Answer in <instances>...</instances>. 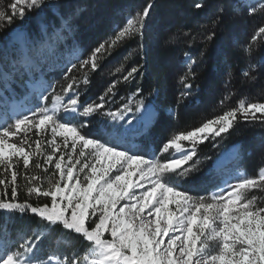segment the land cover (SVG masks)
Wrapping results in <instances>:
<instances>
[{"label":"snow or ice","instance_id":"6c2138e0","mask_svg":"<svg viewBox=\"0 0 264 264\" xmlns=\"http://www.w3.org/2000/svg\"><path fill=\"white\" fill-rule=\"evenodd\" d=\"M193 7L199 11L206 4L196 0ZM153 9L149 0L130 10L86 55L74 47L61 69V80L41 81L35 94L17 100L7 81L0 87V186L5 190L0 194V211L30 213L48 231L62 228L88 245L83 254L74 250L62 257L43 256L44 229L13 238L5 226L0 228V264H264V200L253 194L264 193V167L254 176L230 173L214 185L215 191H193L201 168L197 146L222 139L241 121L264 124V102L240 99L235 107L198 127L175 132L159 143L153 138L155 147L149 152L135 142L136 137L153 136L146 120L148 105L135 99L139 88L116 110L106 105L115 95L117 80L97 101H81L82 88L90 84V75L100 68L104 55L137 38L143 48ZM29 13L37 19L38 36L30 45L16 48L13 33H20L12 25L19 21L18 27L22 26ZM74 16L75 12L61 11L55 0H8L7 4L0 0V33L7 37L0 48V76H22L21 66L38 71L42 42L74 33ZM237 16L252 26L248 40L234 44L249 59L243 76L255 81V73L264 71V55L252 63L254 53L264 49V0H221L199 36L214 40L217 31ZM182 35L191 37L190 46L196 39L190 32ZM178 38L170 35L168 40ZM184 55L189 70L180 76L181 97L193 88L195 72L190 66L197 62L187 52ZM137 74L139 67H131L121 79L128 82ZM228 99L225 96L220 104ZM129 113L133 119H127ZM94 116L104 120L95 135H88L83 129L90 127ZM33 167L42 175L32 174ZM20 178L29 197L48 202L18 201ZM8 188L11 197L6 199Z\"/></svg>","mask_w":264,"mask_h":264},{"label":"trees","instance_id":"16d2710c","mask_svg":"<svg viewBox=\"0 0 264 264\" xmlns=\"http://www.w3.org/2000/svg\"><path fill=\"white\" fill-rule=\"evenodd\" d=\"M7 2L8 0H3L4 4ZM148 2L149 0H55L61 11L75 12V31L56 41V48L49 52V57L53 58L51 60L56 63L55 56L59 52L74 47H79V51L86 55L92 47H95L97 43L111 34L112 29L122 22L130 10L137 9ZM151 2L154 4V9L147 22L142 41L143 48L140 47L141 41L137 38L119 45L111 55H104L101 59L100 68L90 75V84L83 87L81 91V101L90 103L97 101L113 80L119 81L115 95L108 100L106 105V109L116 110L122 108L127 103L128 97L136 93L139 88L141 91L135 99H143L147 105L151 104L156 112L150 125L153 136L148 139L136 137L135 141L140 147L146 146L147 149L155 147L153 138L159 143L175 132L191 130L198 127L205 119H210L221 114L224 110L235 107L237 101L246 96L247 91L251 93V98L256 94L259 96L264 94V71L255 73L257 77L255 81L248 80L243 76L249 60L245 58L242 48L234 44V41H238L239 45H243L239 34L244 28V22L239 16L236 17L235 21H229L223 30H218L214 40L204 41L199 36L203 30L202 26L207 24L213 10L221 0H202L206 7L199 11L193 7L196 0H151ZM231 2L235 3V0H231ZM46 14L52 15L48 10H46ZM18 25L20 22L16 21L12 25V29L22 30L31 42L38 36V22L34 13L25 19L22 26L18 27ZM153 30L154 32H152ZM185 32H190L196 36L191 46L189 45L191 37L182 35ZM170 35H176L179 38L175 41H169ZM6 39L7 37L0 33V48L3 47ZM43 46L44 42H42V48ZM202 51L204 52L203 57L200 55ZM186 52L197 62L190 66L191 70L195 72V78L190 81L193 88L188 96L181 97L180 93L184 89L180 82V76L189 70L184 55ZM261 55H264V49H258L255 56ZM256 62L255 60L252 61V63ZM121 65H123L122 71L120 73L115 72V69ZM131 67H139V74L135 75L134 79L123 82L122 75L126 74V70ZM62 68L58 66L53 68L51 73L53 83L61 80ZM40 70L44 71L42 68ZM23 71L24 74L20 77L14 75L0 76V87L7 81L9 87L15 90L12 95L16 99L27 93L22 80H28L32 83V74H40L39 71L24 69ZM225 96H228L229 99L222 106L220 101ZM127 119H133L131 113L127 114ZM102 120H104L102 116L92 117L90 127L83 129V132L88 135H95ZM258 127L255 122L245 123L241 121L222 139L218 138L198 145V158L209 149V146L215 144L217 146L205 160H202L200 172L196 174L197 179L193 191L204 194L205 189L208 191L215 188L214 185L218 181L206 183L214 175L211 172L213 161L218 157L221 150L234 145H238V156L233 161H240L241 169L245 174L256 175L258 170L264 166V154H258V148L255 145L258 138H264V130H259ZM31 138L35 139L34 136ZM39 159L42 163V157ZM256 160L258 163H255ZM20 170H22V166ZM216 170L220 172L225 169L218 168ZM31 172L42 175L35 167L32 168ZM0 178L3 177L0 176ZM18 184V201L28 200L33 205L48 202L45 198L37 200L34 196L29 197L25 181L22 178L18 180ZM185 187L190 186L185 185ZM4 191L3 186H0V194H3ZM253 194L264 200V193L255 192ZM10 197L11 189L8 188L5 198ZM5 226L13 238L19 235H32L37 229H44L46 238L41 247L47 250L49 247L45 245V242L54 240L56 244L52 247L56 248L55 253L61 256L63 253H67L64 247L66 242L69 243V248L73 251L78 250L80 254L88 248L87 242L82 238L68 234L62 228L57 227L48 231L45 229L44 222L30 213L21 215L20 213L8 214L0 211V228Z\"/></svg>","mask_w":264,"mask_h":264},{"label":"rangeland","instance_id":"374dc122","mask_svg":"<svg viewBox=\"0 0 264 264\" xmlns=\"http://www.w3.org/2000/svg\"><path fill=\"white\" fill-rule=\"evenodd\" d=\"M31 14L32 13H29V15L27 17H29ZM243 27L244 28L241 31V33L239 34V37H241V42L245 43L248 40V38H249V36L251 34L252 26H251V23H248V24L243 23ZM16 32L20 33V35H18V36L15 35V33L13 34V36H14L13 44L16 46V48H21L23 46H26V45H30L31 44V41L29 40V38H26V36H25V34L23 33L22 30L16 28ZM152 32H154V30ZM10 47H11V45H10ZM55 48H56V41H45L44 42V46H43V48H41V57L39 59V70L38 71L40 72V74L39 75L32 74V77H33V82L32 83L30 81H28V80H24V81L22 80V84L26 88L27 93L25 95H22L17 100H22L29 93L35 94V92L40 89L41 81H46L48 83H53V81L51 79V73L54 70L53 68H55V66L63 67L64 62L67 59L71 58V56L73 54V49H74V48H68L67 51H65L66 49H64V50H62L63 52L62 51L59 52L55 56V58H56L57 61H56V63H54L51 60L53 58H50L49 57V52L51 50L55 49ZM76 48L80 49L79 47H76ZM256 54H257V51L254 53V55L252 57V61L253 60L257 61L259 59L260 56L256 57L255 56ZM255 57H256V59H255ZM245 58H247V57L245 56ZM187 64H188V62H186V65ZM188 66H189V64H188ZM40 68L44 69V71L40 70ZM21 71L24 74L23 66H21ZM12 75H14L15 77H20V74L19 73H14ZM252 91H254V90H252ZM245 95L246 96L243 97V99H246L247 101H255V100H258L259 101V100H261L262 102H264V94H262V96H259L258 94H256V96H253L251 98V93H249L247 91L245 93ZM148 108H149L150 111L148 113H146V120H147V122H148V124L150 126L151 123H152L153 117H154V115H155L156 112L154 111V108H153V106L151 104L148 105ZM9 114H11L10 111H9ZM257 115H259V114H257ZM255 123L259 126L258 127L259 130H264V124H261L259 122H255ZM209 141H212V140H208L206 142H209ZM205 143H203V144H205ZM255 145L258 148L257 149L258 154H260V155H262V153L264 154V138H262V137L258 138L257 139V143H255ZM216 146H217L216 144L215 145H212V146H209V149L203 155H201L200 158H198L201 161V163L203 162L202 160H205V158H207V156L212 151H214V149L216 148ZM237 149H238V145H234V146H231L229 148H226V149H223V150L220 151L218 157L216 159H214L213 164H212V167H211V172H213L214 175H213V177L209 178L206 181V183H215L216 181H218V183H215V184H220L221 180L224 179V178H227V176L230 173H233L235 171H239L241 173H245V172L242 171L241 166H240V161H238V160H234L233 162H231L230 163L231 165H228L227 167H225L224 168L225 169L224 171H220L219 172V171L216 170V167L215 166H216V163L220 162V160H221L220 158H222V157H224L226 155H227L226 157H231L233 155V158H235V157L237 158V156H238ZM148 151L150 152L152 150H148ZM255 163H258V160H256ZM262 167H264V166H262ZM217 177H218V179H217ZM203 185H205V183H203ZM215 190L216 189L214 188V189L208 190V191L211 192V191H215ZM55 242H54V240L51 241V242L50 241L45 242V245H47L49 248L47 250H45L44 248L41 247V252H42V255L43 256H47L49 254L58 255V254L55 253L57 249L54 248V247H52V246H55V244H56ZM68 244L69 243L66 242L64 247H65L67 253H70L73 250L71 248H69V245ZM63 255H64V253H63Z\"/></svg>","mask_w":264,"mask_h":264},{"label":"bare ground","instance_id":"6f19581e","mask_svg":"<svg viewBox=\"0 0 264 264\" xmlns=\"http://www.w3.org/2000/svg\"><path fill=\"white\" fill-rule=\"evenodd\" d=\"M226 156L220 158L221 160H220V162H218L216 164V166H215L216 168H221V167L225 166L226 164H228L233 159V155L231 157H226Z\"/></svg>","mask_w":264,"mask_h":264}]
</instances>
